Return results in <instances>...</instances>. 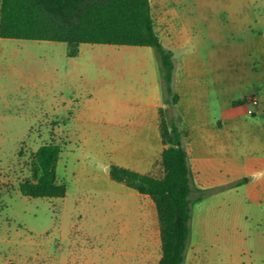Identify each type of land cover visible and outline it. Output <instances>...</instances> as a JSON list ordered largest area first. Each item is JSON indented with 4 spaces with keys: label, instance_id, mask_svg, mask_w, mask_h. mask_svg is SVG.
Segmentation results:
<instances>
[{
    "label": "rangeland",
    "instance_id": "374dc122",
    "mask_svg": "<svg viewBox=\"0 0 264 264\" xmlns=\"http://www.w3.org/2000/svg\"><path fill=\"white\" fill-rule=\"evenodd\" d=\"M150 7L159 40L174 56V89L179 95L174 108L162 106L163 118L174 119L189 131L186 121L198 108L204 86L203 78L192 70L197 55L210 73L204 77L206 100L217 128L236 115L247 116L250 132L264 130L263 114L257 112L260 105L253 104L264 92L261 3L150 0ZM76 49L77 55L69 57L71 49L65 43L0 39V264H150L155 255L158 216L145 221L89 218L94 214L85 212L87 203L80 198H28L19 190L21 182L32 179L36 150L51 143L61 148L59 181L68 186L87 182L89 160L85 141L75 128L77 113L94 93L102 94L104 108L109 106L107 91L119 85L114 78L122 83L129 55L155 53L149 47L107 44H79ZM160 137L117 141L115 156L145 169L150 164L140 161L139 155H150L149 174L158 178L164 146ZM239 143L233 142L236 160L255 162L260 153L253 150L256 147L241 148ZM109 164L104 162L103 173L113 165ZM211 195L206 191L191 209L189 245L196 246L194 264H242L245 255L237 250L255 247V231L264 229V208L256 213L242 194L237 195L236 223L240 230L253 228L239 234L225 211L211 214ZM253 215H261L262 221L257 224ZM252 256L256 262L264 259V252Z\"/></svg>",
    "mask_w": 264,
    "mask_h": 264
},
{
    "label": "crops",
    "instance_id": "0c3cea01",
    "mask_svg": "<svg viewBox=\"0 0 264 264\" xmlns=\"http://www.w3.org/2000/svg\"><path fill=\"white\" fill-rule=\"evenodd\" d=\"M257 1L264 7V0ZM129 56L126 59H131V62L125 65L122 71V83L121 79L114 78L119 81V85L107 91L109 106L104 108L103 102L101 103L102 94L94 93L88 96L87 107L77 113L78 124L75 128L80 134V139L85 141L89 179L86 183L65 185L64 198L68 201L75 197L80 198L82 203L86 202L83 209L87 214H94L86 216L89 218L145 221L154 215L157 216L156 207L148 196L109 177L110 164L151 175L150 155L146 156L144 153L139 155L140 161L150 164L148 168L140 169L133 164L119 161L115 156L114 147L120 140L145 141L158 138L160 135L159 111L164 104L156 54L146 51ZM193 61L195 67L192 70L198 77L203 78L204 86L199 90L198 108L193 110L192 116L186 121L189 124V131L183 130L177 122L184 135L183 146L190 165L192 185L197 189L214 191L213 195L209 196L211 214L216 213L218 209L225 211L224 215L231 220V226L236 233L241 234L242 230L246 233L253 232V228H249L248 232L246 229H239L234 208L238 204L237 195L241 197L243 195L246 205L255 209L256 213L264 208V130L257 134L250 132L247 116L236 115L229 116L223 128H217L215 119L210 116V107L206 100L207 85L204 77L210 75L209 70L202 67L197 55ZM185 72L189 75L188 68H185ZM174 74L172 86L178 101L172 108L179 102V95L174 89ZM98 95L101 96L100 101H97ZM255 101L257 106L260 105L257 112L262 113L264 117V92L260 94L259 100ZM234 141H240L241 148H244L242 145L256 147L253 150L260 152L257 160L252 163L236 160L239 155L233 154ZM163 149L164 146L160 152V162ZM107 160L110 166L103 173V164ZM162 176L161 168V176L158 178ZM237 181L242 183L229 187ZM253 216L257 224L262 221L261 215ZM157 232L155 255L151 256L150 264H158L161 258L160 231ZM255 233L257 243L255 247L252 245L253 249L245 245V248L237 250L245 255L240 261L242 264H264V259L260 257L255 262L252 256L255 252L261 255L264 252V229L259 228ZM195 248L194 244L188 245L184 264H194L197 259Z\"/></svg>",
    "mask_w": 264,
    "mask_h": 264
},
{
    "label": "trees",
    "instance_id": "16d2710c",
    "mask_svg": "<svg viewBox=\"0 0 264 264\" xmlns=\"http://www.w3.org/2000/svg\"><path fill=\"white\" fill-rule=\"evenodd\" d=\"M0 39L65 43L75 57L79 44L149 47L155 50L163 104L173 107L178 96L173 90V53L166 49L155 31L150 0H0ZM160 114L163 176L111 165L109 177L154 203L160 226L161 258L158 264H184L191 233V209L206 191L194 188L183 132L174 119ZM61 154L58 144L40 146L34 154L32 179L19 184L28 198H64L65 184L56 166ZM242 183L237 181L229 187ZM6 264H16L8 262Z\"/></svg>",
    "mask_w": 264,
    "mask_h": 264
},
{
    "label": "built area",
    "instance_id": "2783aa9c",
    "mask_svg": "<svg viewBox=\"0 0 264 264\" xmlns=\"http://www.w3.org/2000/svg\"><path fill=\"white\" fill-rule=\"evenodd\" d=\"M253 104H255V105H256V101H255V100H254Z\"/></svg>",
    "mask_w": 264,
    "mask_h": 264
}]
</instances>
